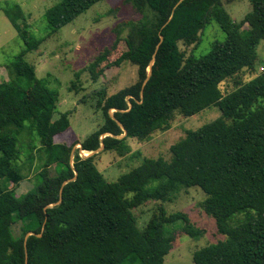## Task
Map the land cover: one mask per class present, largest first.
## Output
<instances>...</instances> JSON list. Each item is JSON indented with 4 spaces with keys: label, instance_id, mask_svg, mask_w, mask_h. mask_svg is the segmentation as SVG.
Returning <instances> with one entry per match:
<instances>
[{
    "label": "trees",
    "instance_id": "obj_1",
    "mask_svg": "<svg viewBox=\"0 0 264 264\" xmlns=\"http://www.w3.org/2000/svg\"><path fill=\"white\" fill-rule=\"evenodd\" d=\"M101 1L60 0L45 12L48 36ZM232 1L123 0L141 18L119 23L112 48L86 70L96 81L103 66L131 62L138 79L117 93L109 94L107 87L97 91L95 107L104 121L82 142L66 141L73 111L59 113L60 94L26 60L44 39L23 25L19 5H4L24 48L6 66L8 79L0 82V264H165L179 237L205 234L188 214H169L164 207L191 188L205 194L200 207L221 236L197 250L194 263L264 264V71L230 92L221 89L242 72L256 71L264 40V0H248L251 11L241 22L227 11ZM213 22L226 38L196 56ZM121 43V56L106 65ZM81 72L75 73L71 91L79 90ZM212 107L221 116L186 130L170 147L169 160L132 152L128 139L146 144L157 132L171 129L177 117ZM27 131L37 135L35 146L23 142ZM56 137L65 142L57 143ZM102 145V153L141 162L108 182L96 161ZM36 149L47 157L34 175V187L18 195L25 180L20 162L28 150L26 161L32 165ZM82 151L95 154L83 157ZM149 203L158 204L140 226L135 211ZM178 222L183 223L180 230L167 229ZM17 223L19 236L13 231Z\"/></svg>",
    "mask_w": 264,
    "mask_h": 264
},
{
    "label": "rangeland",
    "instance_id": "obj_2",
    "mask_svg": "<svg viewBox=\"0 0 264 264\" xmlns=\"http://www.w3.org/2000/svg\"><path fill=\"white\" fill-rule=\"evenodd\" d=\"M59 1L0 0V82L8 79L6 66L24 48L17 31L3 12L4 5L9 3L19 5L22 8L26 18L23 25L27 26V29L36 39H44L39 49L29 53L26 60L36 66L38 78H44L45 82L50 81L48 86L60 94L59 113L73 111L70 117L72 131L70 136L67 135L69 137L66 141L79 140L82 142L96 131L104 121L102 112L97 111L95 107L97 91L102 87H107L109 94L117 93L131 86L138 79L137 67L131 62L121 66H109L111 62L121 56L122 50L125 48L124 43H121L117 50L109 56L106 62L109 67L103 66V75H100L96 81L92 79V75L90 71L86 70V67L91 62L99 60L107 48H112L116 40L115 28L119 23L139 20L141 15L131 5L124 4L123 0H102L74 22L63 27L56 34L48 36L50 30L45 19V12ZM226 8L236 22H241L246 14L251 11L248 0H234L227 3ZM112 10L116 11L111 12ZM126 34L127 31H124L123 37ZM225 38V33L213 22L206 28L201 44L194 54L196 56L207 54L210 52L213 42L224 41ZM190 50V48L187 50V54ZM257 53L259 58L255 73L246 70L237 79L226 81L221 86L224 93L234 90L238 82L244 84L252 80L256 74L264 71V40L260 43ZM76 72H81L77 81L79 90L71 91V82L76 81ZM83 99L85 100L82 104ZM110 113L113 114L114 111ZM220 116V110L212 107L193 117H177L171 129L157 132L153 139L146 144L135 139H128V144L131 146L132 152H141V158L169 160L171 157L170 147L185 137L186 130H197ZM58 117L59 114H56L55 119ZM37 140V135L30 131H27L23 137V142L31 141L30 143L34 146L37 144ZM55 140L57 143L65 142V138L61 137H56ZM80 147L81 145H77L76 148L79 149ZM102 150L101 148L98 150L100 155L96 161L98 169L108 182L117 181L123 174L137 167L141 162V159H132L130 155L120 158L115 153H102ZM26 153L20 162L23 166L25 180L16 190L18 195H23L34 187L36 183L34 175L47 157L45 152L36 149L33 151V164L29 165L26 160L30 153L28 150ZM93 153L86 155L85 151H82V156L87 157ZM50 171L51 175H55L53 168ZM204 199L205 194L199 188H191L188 191H183L176 201L164 205L169 214L184 212L189 215L197 228L205 230V234L199 239H193L187 235L179 237L177 247L165 258V264H195L193 254L221 238L216 231L214 219L204 213L200 207V203ZM157 204L149 203L135 211L140 226L149 220ZM182 227L183 223L178 222L175 225L167 226V229L180 230ZM13 231L16 236H19L21 223L15 224Z\"/></svg>",
    "mask_w": 264,
    "mask_h": 264
},
{
    "label": "water",
    "instance_id": "obj_3",
    "mask_svg": "<svg viewBox=\"0 0 264 264\" xmlns=\"http://www.w3.org/2000/svg\"><path fill=\"white\" fill-rule=\"evenodd\" d=\"M163 39V38H162ZM104 148V146L102 145V147H101V149H103ZM95 153H98V151H96ZM95 153H93V154H95ZM92 154V155H93ZM89 156H91V155H89ZM29 236V235H28Z\"/></svg>",
    "mask_w": 264,
    "mask_h": 264
}]
</instances>
